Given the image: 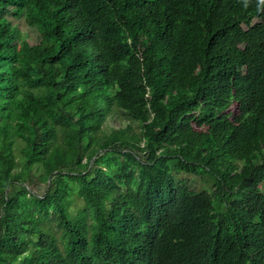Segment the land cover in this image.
<instances>
[{"label":"trees","instance_id":"1","mask_svg":"<svg viewBox=\"0 0 264 264\" xmlns=\"http://www.w3.org/2000/svg\"><path fill=\"white\" fill-rule=\"evenodd\" d=\"M0 264H264V0H0Z\"/></svg>","mask_w":264,"mask_h":264},{"label":"rangeland","instance_id":"2","mask_svg":"<svg viewBox=\"0 0 264 264\" xmlns=\"http://www.w3.org/2000/svg\"><path fill=\"white\" fill-rule=\"evenodd\" d=\"M9 18V21L11 25H13L14 28H16L17 33L20 34L22 38H24L30 45L37 44L40 40L39 34L34 30L33 28L28 27L24 24V21L22 20H16L12 18L11 16H7ZM232 113H235V105L231 107ZM130 122L122 119L119 114L110 115L108 119L105 122L104 130L108 131L112 128H123L126 125H128ZM134 129V131H138V127L135 124L131 125ZM184 178L185 176H181V178ZM194 183V187L197 191H200L203 187H210V184H203L202 181L196 180ZM43 186L40 187H31L30 189L33 190V192L42 195L44 192ZM79 203V199L77 200V204ZM82 205V201H81ZM72 213H74V209H72Z\"/></svg>","mask_w":264,"mask_h":264},{"label":"bare ground","instance_id":"3","mask_svg":"<svg viewBox=\"0 0 264 264\" xmlns=\"http://www.w3.org/2000/svg\"><path fill=\"white\" fill-rule=\"evenodd\" d=\"M133 235V234H132Z\"/></svg>","mask_w":264,"mask_h":264}]
</instances>
